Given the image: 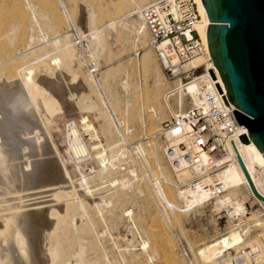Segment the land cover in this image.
I'll list each match as a JSON object with an SVG mask.
<instances>
[{
    "label": "bare ground",
    "instance_id": "1",
    "mask_svg": "<svg viewBox=\"0 0 264 264\" xmlns=\"http://www.w3.org/2000/svg\"><path fill=\"white\" fill-rule=\"evenodd\" d=\"M24 1L22 8L30 10V22L35 30L37 29V34L29 35L26 45L28 53L25 50L26 54L22 51L23 55L18 53V56L16 50L17 57L13 61V58L3 63L0 61V66L14 68L20 77L19 83L4 80V83H0V264H5L3 261L6 258L12 264H118V260L120 264H155L156 254L160 256V264H177L172 260L174 254L172 248L175 245L172 246L164 239L165 233L163 232V235L158 233L155 226L143 225L147 220L144 219V215L133 214L132 206H135L145 211L147 215L146 205L152 201L147 199L149 194L157 205L153 213L155 221L159 220L167 227L174 225V221L178 222L175 217L171 219L173 218L171 215L185 214L208 204L216 206V211L219 207L229 209L230 222L227 229L219 237L204 242L197 248L200 263L235 264V255L239 252L244 256L253 253V257L260 261L257 247L249 245L241 250L249 238V228L236 225L233 221L236 216L246 215L245 201L248 196L264 211V158L255 145L251 141L241 140H235L233 144L227 137H223L220 152L198 151L192 165L180 162L173 168V164L169 163L174 173V178L171 177L167 172V165L164 167L163 148L157 143V139H153L148 151L142 144L131 148L128 141L133 127L125 118L117 115L118 105L114 104L116 100L110 102L112 103L110 111L107 104L103 106V95L100 90L107 97L110 90L103 84L105 72L97 77L90 72L89 67L84 70L81 77L85 84L80 83L85 85L86 89H80L79 84L81 91L76 94L73 93L74 88H71V92L67 88L64 90L65 85L59 86L66 78L65 72L61 71L64 70L67 74L75 63L79 68L91 63V66L99 71V59L107 45L105 30L114 28L129 16L98 27L93 14L85 13L86 17L78 23V30L85 33L86 37L87 56L84 57L75 49L67 30L64 33L55 31L53 37H50L49 31L42 29L33 11V4ZM128 1L133 6V13L138 16L130 24L132 30L129 31V35L133 39L134 49L138 47L144 51L138 64L148 69L150 75L148 83L153 91L152 100L170 117L181 114L198 99L200 80L204 74L209 75L207 71L201 70L200 76L193 77L183 84L176 81L168 89L163 87L162 82L149 68L154 59L152 47L148 44V31L140 13V8L149 0ZM71 2L46 0V8L48 11L61 9L66 22L72 21L68 6L72 7L73 17L78 8L84 7L90 11L87 4ZM195 2L201 20L194 27L200 36L204 52L194 56L180 69L196 70L201 66L210 69L216 79V85L218 84L217 86L224 91L223 83L207 49L205 32L209 21L201 1ZM1 5L3 1L0 2ZM21 11L17 12L21 14ZM136 21H139L137 25ZM83 25L86 27L85 32L82 31ZM23 33L24 29L20 30L16 38L9 37L8 45L2 46L6 52L18 44L16 39ZM163 44L162 41L157 47ZM170 62L174 64L172 57ZM4 67L2 66L3 69ZM171 68L172 75L179 69ZM35 69H40L53 78L47 77L50 78L49 81L36 80L32 78ZM40 76L42 77V74ZM73 79L78 80L79 77ZM77 84L75 83L76 86ZM127 87L125 80L122 88L127 91ZM76 89L78 90V87ZM64 91L69 94L64 95V99L69 97L67 99L75 103V108H72L74 104L71 101L66 100L69 102L66 105L73 104L71 108L79 115L81 131L86 133L91 141L92 153L83 143L81 131L77 129L76 123L74 121L67 123L65 151L70 152L76 167L80 168L75 184L47 127L49 118L54 112L59 111L56 98L63 96ZM65 100L62 102H66ZM96 106L101 120V125L96 127L98 132L83 114L85 110L91 112L92 108L94 112ZM202 107L205 109L204 105ZM140 109L138 119L142 125L146 110L148 113L146 122L155 124L160 118V110L155 106H148L146 110L142 106ZM190 127L191 122L185 121L182 124L184 130ZM179 130L181 128L171 126L161 136L164 141L175 142L181 139L177 133ZM234 154L240 162L234 158ZM141 159H144V162L148 159L155 164L161 178L152 176L154 183L149 181L148 173L154 175V172L148 162L146 165L149 169L147 168L148 171L145 172L146 168L139 161ZM87 160H91L88 161L90 164L94 161L95 167L89 166L87 173H84L83 168L87 166L82 163ZM138 171L140 175L137 174ZM142 176L144 179L140 178ZM145 186L149 188L146 190L148 195ZM251 188L256 193H253ZM143 193L147 196L142 195ZM251 218L255 227L264 229V216L255 212ZM122 221L127 222L124 227L129 233L139 237L138 249L130 240L126 245H121L116 242L118 236L113 237ZM161 224L159 226L165 227Z\"/></svg>",
    "mask_w": 264,
    "mask_h": 264
},
{
    "label": "rangeland",
    "instance_id": "2",
    "mask_svg": "<svg viewBox=\"0 0 264 264\" xmlns=\"http://www.w3.org/2000/svg\"><path fill=\"white\" fill-rule=\"evenodd\" d=\"M2 1H3V5L0 6V61L3 63L4 61L6 62V60L8 61L9 59H12V58H13L12 59L13 61L14 58L17 57V54L18 53L21 54L22 51L23 53H25V50H26V53H28L27 46H26L28 44L27 42L29 41L28 38L32 35L36 36L37 29L35 30V28L31 25L30 10H27L25 7L24 9L22 8V6H24L25 4L24 0H9V2L7 0H0V2ZM26 1L31 2L33 4V11L35 12L38 20L40 21V25L42 29H44V31L46 30L47 32L49 31L48 34L50 37H53V33L55 31H60L61 33H64V31H66L67 22H66L65 17L63 16V12L61 11V9H56L54 11H48V8H46V0H26ZM68 1L69 2L72 1L71 3L76 2L81 5L87 4L90 7V11H87V9H85L84 7L83 8L81 7L80 9L79 8L76 9L75 16L73 17V14H72L73 11L71 10L72 7L68 6V9L70 8L69 13H70V16L72 17V21L75 23V25L77 24L76 25L77 28H79L78 23H80V21H82L86 17L87 13L93 14L94 19L96 20V25L98 27H103L107 22H112L120 18H123L125 16H129V18H127L126 20L124 19L125 21L123 20L125 24L122 21V23H120L122 25L117 24L115 25L114 28L105 30L104 33L107 37V45H106V49L104 50V53L101 55L99 59V63H100L99 71H96L94 75H97V77H100L101 73L103 72L106 73L105 79L103 81L104 82L103 84L105 86L104 85L102 86L108 89L110 88V90L108 92V97L105 95V93H103L102 90H100L103 95V103H102L103 106L107 104L106 106H108V110L110 111V108L112 107L113 99H115L116 102H114V104L117 103L118 105L116 109L117 115H120L123 118H125L130 123V125L133 127V132L130 136L131 140L129 139L128 145L131 144V148H133V146L136 147L138 144H142L144 149L148 151L149 146L150 144H152L153 139L155 140L157 139L156 140L157 143L161 145V148H163L164 144L162 143V141L164 142V139H163V136H161V134L165 132L166 130H168L169 128H162L163 127L162 122L168 120L170 116L163 109H161V107L158 104L154 103V101L152 100L153 91L150 88V83H148V81L150 80L148 69L143 68L141 65L138 64L140 63L139 59L142 57L141 55H143L144 51L138 47L137 49L136 48L134 49L133 39L129 35V31L132 30L130 29L131 28L130 24L134 20H136V18L138 17L137 15L133 13V6L131 5L130 1L128 0H68ZM14 6H17L20 9H15ZM18 10L19 11L22 10L21 14L20 12H17ZM138 22L139 21H136V25L138 24ZM52 26L54 27V29ZM18 27L20 28L18 29ZM22 29H24L23 35L20 36L18 39H16L18 44L10 48L6 52L5 48L2 46L4 44L6 45L7 42L10 41V38L11 39L16 38L15 36H17L20 30ZM84 29H86L85 25H83L82 31ZM12 30L13 31L16 30V31L13 32ZM11 32L14 37L11 36L12 35L10 34ZM83 32H85V30ZM8 34L10 36H8ZM5 36H7V38H5ZM22 37H24V39ZM5 40H8V41H5ZM16 50H18L17 54L15 53ZM151 51H152V57L154 60L149 65V68L151 72H153L154 75H156L158 80L162 82L163 87L165 88L167 87L168 89L177 81V80H173L176 77H169L166 74L159 60L156 57V52L153 47ZM6 55H7V59H6ZM2 66L4 67V65L0 66L1 67L0 68V78L1 79L3 78L2 80L0 79L1 84L4 83V81L5 82L9 81V83L11 82L19 83L20 82V77L18 76L14 68L4 67L3 69ZM88 67L89 66L86 65L85 67L82 66L79 68L75 63L73 64V69L69 70L67 74H66V71L64 70L61 71L63 73L65 72L64 75L66 78H64V81H62L63 83H60L61 85L59 84V86H62L63 84L65 85V88L63 86L64 90L67 88V90L69 89L71 90V92H72L71 88H74L73 89V93L75 92L74 94L81 91L79 90L80 87H81L80 89H84V88L86 89V86L85 85L83 86V84L85 83L83 81V77L81 76H82V72H84V70H87ZM199 68H202V66ZM199 68L196 70L192 69L191 71H193L194 74L196 73L198 74L199 72H201L199 71ZM68 73H69V76H68ZM41 74H42V77L40 76ZM47 77L53 78L48 74L46 75V72L41 71L40 69H35L32 75V78L36 80H40V81L45 80V79L49 81L50 78H47ZM73 77L74 78L79 77V79L78 80L73 79ZM16 78L19 79V81ZM125 80H126V84L128 85L127 91L123 90L122 88L123 82ZM80 82H82L83 84H81ZM75 83L76 84L78 83L77 86L75 85ZM79 84H80V87L78 86ZM74 85L75 87H73ZM68 86H71V87H68ZM77 87L79 91L76 89ZM65 92L66 91H64V93ZM64 95L69 96V94L65 93L63 94V96L60 95L59 97L56 98L59 104L58 106L59 111L54 112L52 114V116L49 118V123L47 127L49 130V133L52 135V139H53L55 146L58 148L60 152L64 166L69 172L73 183L75 184L77 183V180H78L77 177H78L80 168L76 167L74 161L72 160L70 152L65 151L67 148V145L65 142L66 134H67V123L70 121H74L76 123L77 129H80V131H81L82 125L79 122L78 113L75 112L74 109H72L73 107L75 108V103L71 101L70 99L68 100L67 98L69 97L66 98L67 101H71L74 104V105L72 103L69 104L70 108H71V104L73 105L72 108L70 109L69 106L66 105L69 102H67L64 99L65 98ZM63 99L66 102H62L64 101ZM142 106L144 107V110H146V107L148 106H155L157 109L160 110V118L156 121L155 124L146 122L148 118V113L146 110L144 111V115H143L144 124L142 125V122L140 121V119H138V116L141 110L140 107ZM186 106L187 105H185V107ZM97 107L98 106L94 108L95 113L92 111L93 110L92 108L91 112L90 110H87V111L85 110L83 114L88 118L90 125L92 124V127L94 126L93 128H95V130L98 132V128L96 127H99L101 125V120L98 115ZM95 114L97 117L95 116ZM91 132L92 131H90V133ZM81 135H82L81 136L82 141H84L83 143L90 150L91 141L89 140V136L83 131H81ZM99 137H101L100 134H99ZM66 152L68 154H66ZM90 152L92 153L91 150ZM141 160L139 161L140 163L142 162L141 164L144 165V168H146L145 169L146 171L144 170L145 172H147L149 169L146 165V162L150 164L149 165L150 169L154 172V175H151L150 173H148L149 181H152L154 183L153 181L154 179L152 176H154V178L155 176H158V178H161L159 177L160 175H158V169L156 168L155 164L151 163V161L148 159H146V162H144L145 161L144 159H141ZM88 161L90 162L91 160H87L82 163V165L86 164L85 166H87L83 168L85 170L82 169L83 170L82 172L84 173L85 172L87 173L89 166L95 167L94 161H92L91 164ZM163 162L165 163L164 167H166L167 165L166 168L168 169L167 170L168 174L174 178V173L169 163L164 159V157H163ZM137 174L140 175L141 173L138 171ZM140 178L144 179L143 176ZM144 188H146L145 191L149 189L147 186H145ZM146 194L148 195L149 193L146 191ZM146 194L143 193L142 195H146ZM146 196H142V197L146 198ZM150 197L152 198V196H150L149 194V198L147 199H149V201L152 200L154 202V199H151ZM250 199L251 197L248 196V198L245 201L246 215L236 216L233 221H235L236 225H240L242 227L247 226L249 228V238L246 240L245 242L246 244H244L241 250H244L249 245L253 247H257L258 252H259L258 254L260 255L259 263L264 264V229L261 230L259 227H255L253 218H251L253 214L255 215V212L258 215L260 214V216H264V211L257 203L253 202ZM152 201L151 203L149 202L148 205H146L147 215L145 214V211L143 212L142 209L135 208V206H132L134 207L132 208L133 214L136 216L144 215V219H147V220L144 221L145 223L143 222V225L155 226L156 228L155 230L158 233H161V234L163 232L165 233V235H163L164 233L162 234L164 237L166 236L165 238L164 237L163 238L166 241L168 240L172 244V246L175 245V247H173L174 249L172 248V251L174 253L172 260L177 264H202L197 258V248L199 247L200 244H203L204 242H209L213 240L214 238L219 237L222 234V232L225 229H227V226L229 225V222H230L229 221L230 212L228 211L229 209L219 207L218 210L216 211L217 209L216 206H212L213 204H208L207 206L205 205L200 208L190 210L185 214H176L174 216L171 215V217H173L171 219H174L175 217L178 222L174 221L173 222L174 225L167 227L161 224L159 220H156L158 223L155 221L156 218L154 219L153 213H155V210L157 209L156 208L157 205H155V202L153 203ZM125 223L127 222L122 221V223H120L119 225L120 227H117L118 229L117 233L115 231V233H113V237L118 236L116 242L121 245H126L127 244L126 242L131 241L133 245L135 244L136 249H138L140 239L137 235L135 234L132 235L131 233L128 232V230L124 227ZM160 224L165 226L166 228L159 226ZM161 228L162 230H160ZM123 237L125 239H123ZM154 245H157V244L154 243ZM155 260H156L155 264H160L161 259L159 255L157 256L156 254ZM3 262L4 263L6 262L5 264L7 263L12 264L8 262L7 258L4 259ZM117 263L120 264V260H118Z\"/></svg>",
    "mask_w": 264,
    "mask_h": 264
},
{
    "label": "built area",
    "instance_id": "3",
    "mask_svg": "<svg viewBox=\"0 0 264 264\" xmlns=\"http://www.w3.org/2000/svg\"><path fill=\"white\" fill-rule=\"evenodd\" d=\"M140 13L148 31V44L155 49L156 57L166 74L176 77L181 84L200 76V73L194 74L191 68L180 69L194 56L204 52V46L194 27L201 20L195 0H149L140 8ZM66 30L77 52L86 57L85 33H81L71 20L67 21ZM162 41L164 44L158 48ZM171 57L174 64L170 62ZM91 65L87 64L90 72L95 74L96 70ZM171 67L179 68L174 75ZM201 70L208 73V69L204 67L199 68ZM200 81L198 99L186 107L183 113L162 122V128H181L177 132L180 140L163 142V157L173 164V168L180 162L192 165L198 151L220 152L223 137L234 144L235 140H240V135H247L246 128L236 123L232 113L235 107L227 100L225 90L217 88L215 77L204 74ZM185 121L191 122L190 129L182 128ZM234 158H237L235 154ZM252 254L244 256L240 252L236 253L235 264H260Z\"/></svg>",
    "mask_w": 264,
    "mask_h": 264
},
{
    "label": "water",
    "instance_id": "4",
    "mask_svg": "<svg viewBox=\"0 0 264 264\" xmlns=\"http://www.w3.org/2000/svg\"><path fill=\"white\" fill-rule=\"evenodd\" d=\"M200 1L209 21L211 62L235 107L236 123L247 131L239 139L251 141L264 158V0Z\"/></svg>",
    "mask_w": 264,
    "mask_h": 264
}]
</instances>
